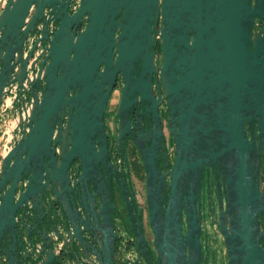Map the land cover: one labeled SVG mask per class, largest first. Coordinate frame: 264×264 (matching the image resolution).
<instances>
[{"label":"water","instance_id":"1","mask_svg":"<svg viewBox=\"0 0 264 264\" xmlns=\"http://www.w3.org/2000/svg\"><path fill=\"white\" fill-rule=\"evenodd\" d=\"M63 3L0 0V127L9 132L0 155V264H115L111 184L104 193L97 179L117 75L118 113L158 77L176 152L159 173L139 149L155 257L141 220L133 221L134 197L120 185L136 260L201 264L200 190L203 172L212 171L218 218L211 221L225 264H264V0H80L72 13ZM32 34L46 44L30 62L36 46L25 55L24 44ZM26 84L28 103L19 93Z\"/></svg>","mask_w":264,"mask_h":264},{"label":"flooded vegetation","instance_id":"2","mask_svg":"<svg viewBox=\"0 0 264 264\" xmlns=\"http://www.w3.org/2000/svg\"><path fill=\"white\" fill-rule=\"evenodd\" d=\"M80 0H64V5L69 13L74 12ZM53 28L57 27L58 21L51 22ZM85 25L81 22L77 32ZM160 23H158V26ZM52 29V28H51ZM41 34H32L24 44V54H28L34 46L30 62L43 49L46 41L38 38ZM161 51L159 39L156 40L154 58L157 64H161ZM29 62V63H30ZM30 69L28 68V74ZM136 70L134 75L136 76ZM30 75V74H29ZM145 78V77H144ZM159 79L156 75L151 77V83L145 84L144 94L136 91L129 94L118 113V105L121 98L122 81L117 75L114 86L110 91L106 109L103 115V131L106 143V166H99L102 175L98 174L95 179L101 183L104 193L107 191V183L111 184L112 199L114 202L113 222L116 231L115 239V264H147L142 257L137 261V243L133 233V227L129 220L128 209L123 199L120 185L128 190V196L134 197L131 201L130 211L134 215L133 221L137 218L141 220L142 232L149 248L148 253L155 257L152 246V232L147 220L146 201H145V169L142 164L139 149L144 152L146 158L152 159L155 166L163 172L174 164L176 152L171 128L172 121L169 116L168 104L163 97L161 88H158ZM43 84V82H42ZM20 95L23 102L30 100L29 86ZM159 93L161 95L159 96ZM27 106V105H26ZM67 114L63 117V125L66 124ZM0 130V136H1ZM120 135V137H119ZM59 143L55 144L52 153L56 158L59 157ZM1 160V157H0ZM70 184H73L75 172L78 170L76 159L69 164ZM106 170V173H105ZM215 175L212 171L203 172V179L200 190L199 217L201 221V264H221L219 262L222 255H225L222 239L217 231H214L212 218H218L217 190L215 186ZM168 181V176L166 175ZM28 184L30 179H24ZM45 180V179H44ZM88 186V181L84 182ZM166 193L169 189L165 187ZM90 197L91 194L89 195ZM76 198L77 195L74 194ZM216 248L217 261H214V249Z\"/></svg>","mask_w":264,"mask_h":264},{"label":"built area","instance_id":"3","mask_svg":"<svg viewBox=\"0 0 264 264\" xmlns=\"http://www.w3.org/2000/svg\"><path fill=\"white\" fill-rule=\"evenodd\" d=\"M13 91H14V89H13ZM13 91H10V93L6 96L5 101H4L3 105L1 106V117H2L4 122H5V118L8 115V111L10 110V108L12 106L13 93H14ZM0 130H2L1 136H0V155H1L7 149L9 132H8V130H3L1 127H0Z\"/></svg>","mask_w":264,"mask_h":264},{"label":"rangeland","instance_id":"4","mask_svg":"<svg viewBox=\"0 0 264 264\" xmlns=\"http://www.w3.org/2000/svg\"><path fill=\"white\" fill-rule=\"evenodd\" d=\"M214 261H217V254H216V248L214 249ZM219 262L221 263V264H225V262H226V258H225V255H222L221 256V258H220V260H219Z\"/></svg>","mask_w":264,"mask_h":264}]
</instances>
